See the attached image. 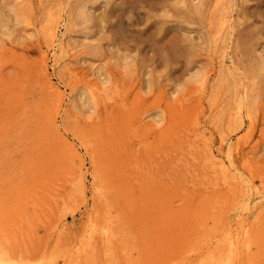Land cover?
Masks as SVG:
<instances>
[{
    "label": "rangeland",
    "instance_id": "obj_1",
    "mask_svg": "<svg viewBox=\"0 0 264 264\" xmlns=\"http://www.w3.org/2000/svg\"><path fill=\"white\" fill-rule=\"evenodd\" d=\"M0 5V248L264 264V0Z\"/></svg>",
    "mask_w": 264,
    "mask_h": 264
},
{
    "label": "bare ground",
    "instance_id": "obj_2",
    "mask_svg": "<svg viewBox=\"0 0 264 264\" xmlns=\"http://www.w3.org/2000/svg\"><path fill=\"white\" fill-rule=\"evenodd\" d=\"M109 1H110V0H109ZM121 1H122V0H121ZM107 2H108V1H107ZM201 2H203V1H201ZM122 4H123V3H122ZM182 4H183V3H182ZM1 5H2V4H1ZM1 5H0V6H1ZM123 7H124V6H123ZM181 7H182V6H181ZM0 8H1V7H0ZM176 8H178V7H176ZM1 9H2V8H1ZM55 9H58V10H59V8H55ZM81 9H82V8H81ZM195 9H197V8H195ZM2 10H3V9H2ZM2 10H0V11H2ZM111 10H112V9H111ZM113 10H114V9H113ZM181 10H182V9H180V11H181ZM49 11L51 12V14L54 13V11H51V10H49ZM55 11H57V10H55ZM59 11H60V10H59ZM81 11H82V10H81ZM81 11H80V12H81ZM120 11H121V9H120ZM175 11H176V9H175ZM185 11H186V10H184V13H183L184 15L182 14L183 16H185ZM57 12H58V11H57ZM83 12H84V9H83ZM85 12H86V11H85ZM105 12H106V11H105ZM110 12H111V11H110ZM112 12H113V11H112ZM182 12H183V11H182ZM182 12H180V13H182ZM1 13H2V12H1ZM103 13H104V12H102V14H103ZM108 13H109V12H108ZM108 13H107V14H108ZM190 13H191V12H190ZM202 13H203V12H202ZM15 14H17V13L15 12ZM48 14H49V13H48ZM60 14H61V13H60ZM83 14H84V13H83ZM98 14H100V13H98ZM110 14H111V13H110ZM199 14H201V12H199ZM85 15H87V14L85 13ZM100 15H101V14H100ZM100 15H97V18H98V16H100ZM105 15H106V14H105ZM180 15H181V14H180ZM188 15H189V14H188ZM3 16H4V15H1V14H0V29L3 28V26H4L5 23H6V21H4L5 19H3ZM58 16H60V15H58ZM58 16H57V17H58ZM103 16H104V15H103ZM106 16H107V15H106ZM109 16H110V15H109ZM201 16H203V14H201ZM213 16L215 17L216 15H213ZM4 17H5V16H4ZM49 17H51L50 14H49ZM82 17H83V15H82ZM101 17H102V15H101ZM101 17H100V18H101ZM7 18H8V17H7ZM58 18H59V17H58ZM85 18H87V16H86ZM97 18H96V19H97ZM102 18H103V17H102ZM109 18H110V17H109ZM182 18H183V17H182ZM185 18H186V16H185ZM194 18H196V17H194ZM215 18H216V17H215ZM215 18H214V19H215ZM217 18H218V17H217ZM8 19H9V18H8ZM49 19H51V18H49ZM83 19H84V18H83ZM186 19H191V17L188 18V16H187ZM192 19H193V18H192ZM196 19H197V18H196ZM58 20H59V19H58ZM97 20H98V19H97ZM97 20H96V23H97ZM103 20H104V19H103ZM105 20H106V19H105ZM182 20H183V19H182ZM216 20L218 21V19H216ZM225 20H226V19H225ZM59 21H60V20H59ZM87 21H88V20H87ZM189 21H190V20H189ZM189 21H188V23H189ZM222 21H223V20H222ZM60 22H62V21H60ZM102 22H103V21H102ZM184 22H185V21H184ZM186 22H187V21H186ZM195 22H196V21H195ZM219 22H221L220 19H219ZM223 22H224V21H223ZM223 22H222V23H223ZM225 22H226V21H225ZM55 23H56V21H55ZM58 23H59V22H58ZM98 23H101V22L98 21ZM222 23H219L220 26L222 25ZM102 24L104 25L105 23L103 22ZM191 24H193V23L191 22ZM195 24H196V23H195ZM200 24H201V23H200ZM225 25H226V24H225ZM55 27H56V26H55ZM55 27H53V28H55ZM100 27H101V26H100ZM45 28H46V27H45ZM47 28H48V27H47ZM47 28H46V29H47ZM56 28H57V27H56ZM5 29H6V28H5ZM97 29H98V28H97ZM186 29H187V28H186ZM186 29L184 30V32H185V33H188L189 31L186 30ZM48 30H50V28H49ZM3 31H4V30L2 29V32H3ZM54 31H55V30H54ZM186 31H188V32H186ZM192 31H193V30H192ZM192 31H191V29H190V32H192ZM5 32H7V31H5ZM98 32H99V30H98ZM190 32H189V34H190ZM101 33H102V31H101ZM246 33H249V32H246ZM0 34L2 35V34H4V33H0ZM51 34H52V33H51ZM177 34H178V33H177ZM250 34H253V32L250 33ZM250 34H249V35H250ZM99 35H100V32H99ZM49 36H50V34H49ZM175 36H176V35H175ZM54 37H55V36H54ZM173 37H174V36H172V38H173ZM247 37H248V36H247ZM55 38H56V37H55ZM55 38H54V39H55ZM248 38H249V37H248ZM252 38L255 39V37H252ZM0 39H3V38L0 37ZM182 39H183V38H182ZM256 39H257V38H256ZM192 40L194 41L193 38H192ZM2 41H3V40H2ZM0 42H1V41H0ZM169 42H170V41H169ZM172 42H173V41H172ZM186 42H187V41H186ZM182 43H183V42H182ZM192 43H193V42H192ZM252 43H253V42H252ZM170 44H171V43H170ZM178 44H179V43H178ZM193 44H194V43H193ZM171 45H172V44H171ZM249 45H251V44H249ZM179 46H180V45H179ZM93 47H94V46H93ZM173 47H175V46H173ZM177 47H178V46H177ZM248 47H249V46H248ZM95 48H97V47L95 46ZM170 48H171V47H170ZM178 48H179V47H178ZM187 48H189V47H187ZM171 49H172V48H171ZM174 49H176V48H174ZM94 50H95V49H94ZM180 50H181V49H180ZM94 52H95V51H94ZM165 57H167V56H165ZM253 61H255V59H253ZM260 65H261V64H260ZM260 68H261V67H260ZM260 68H258V69H260ZM261 70H262V69H260V71H261ZM257 72H258V71H257ZM261 72H262V71H261ZM261 72H260V73H261ZM258 73H259V72H258ZM149 78H150V77H149ZM149 80H150V79H149ZM146 82H147V84L150 83V82L148 83V79H147ZM0 90H1V87H0ZM90 90H91V89H90ZM1 91H3V90H1ZM82 91H83V90H82ZM82 91H81L80 93H83ZM86 92H88V88H87V90H85V93H86ZM89 93H91V92L89 91ZM77 94H78V93H77ZM77 94H76V95H77ZM91 94H92V93H91ZM93 94H94V93H93ZM93 94H92V95H93ZM81 95H82V94H81ZM92 95H91V96L89 95V96L92 97ZM79 96H80V95H79ZM94 96H96V95L94 94ZM94 98H95V97H94ZM95 101H96V100H95ZM92 102H93V101H92ZM95 103H97V101H96ZM112 121H113V119H112ZM104 122H105V121H104ZM108 122H110V119L106 120V122H105V123H107V125H104V126H107V128H108V126H109V124H110V123L108 124ZM101 124H102V123H101ZM84 127H86V126H84ZM98 127H99V125H98ZM87 128H88V127H87ZM94 128L97 129L98 131L100 130V129L97 128L96 126H95ZM92 129H93V128H92ZM90 130H91V129H90ZM90 130H89V131H90ZM101 131H102V130H101ZM92 132H94V130H93ZM229 155H230V153H229ZM229 157H230V156H229ZM223 158H224V157H223ZM226 158H227V156H226ZM227 160H229V159L227 158L226 161H227ZM230 161H231V160H230ZM230 161H229V162H230ZM222 162H223V161H222ZM220 163H221V161H220ZM231 163H232V161H231ZM231 163H230V164H231ZM226 165H228V164H227V163H226V164L224 163V167L227 168ZM221 166H222V163H221ZM229 167H230V166H229ZM233 167H234V166H233ZM226 168H224L223 170H227ZM230 168H231V167H230ZM236 169H237V168H236ZM228 170H229V168H228ZM232 170H233V169H232ZM242 182H243V181H242ZM244 183H245V182H244ZM245 186H246V188L249 187L248 184H245ZM246 188H245V189H246ZM81 191H82V189H81ZM244 191H246V190H244ZM248 192H249V191H248ZM260 192H261V191H260ZM261 193H262V192H261ZM261 193H260V194H261ZM243 194H244V193H243ZM248 195H249V194H248ZM247 197H248V196H247ZM263 198H264V197H263ZM263 198H261V199H263ZM242 200H244V199L242 198ZM249 200H250V198H249ZM242 202H243V201H242ZM242 202H241V204H243ZM245 202H248V201L246 200ZM244 204H245V203H244ZM246 204H247V203H246ZM243 206H244V205H243ZM245 206H246V205H245ZM245 206H244V208H245ZM251 206H252L251 208H253V205H251ZM251 208H250V211H251ZM241 210H242V209H241ZM247 212H248V211H247ZM239 223H240V222H239ZM243 225H244V224H243ZM228 227H229V226H228ZM238 227H240V225H238ZM240 228H241V227H240ZM93 229H94V228H93ZM96 229L99 230V232H101L102 234H107V231H108V228H107L106 226L96 227ZM241 229H243V228H241ZM227 230H228V229H227ZM238 230H239V229H238ZM238 230H237V229L235 230V233H234L235 235H236V234H239V233H236V231H238ZM229 231H230V230H229ZM244 231H245V230H244ZM244 231H243V232H244ZM62 232H63V231H62ZM224 232H226V230H225ZM101 233H100V234H101ZM227 233H229V232H227ZM230 233H231V232H230ZM241 233H242V232H241ZM89 234H90L89 237H91L92 234H91L90 232H89ZM89 234H88V235H89ZM224 235H227L226 237L223 236V238H225V240L228 241V242H226V243H228V244H225V243H224L225 245H227L226 247H228V248H227L228 251H229V252L227 253L228 256H225V255H224V256H225V259H224V256H222L223 258H221V256L218 257V255H219V254H218V255H217L218 258H217V257H214V258L218 259V260L215 259L216 262H212V263L209 262V263H207V262L205 261V262H206V263H205V262L203 261V264H204V263H205V264H228V261L231 260L230 258H231L232 256H235V255H233V252H234V245H233V244L236 243V242L234 243V240H235V239L232 238V237H230V236H228V234H224ZM229 235H230V234H229ZM231 235H232V234H231ZM235 235H234V236H235ZM105 236H107V238H108L109 234H107V235H105ZM234 236H233V237H234ZM239 236H240V238L243 237V236H241V235H239ZM236 237H237V236H236ZM87 239H88V238H87ZM87 239H86V240H87ZM236 239H237V238H236ZM89 241H91L90 238H89ZM235 241H236V240H235ZM238 241H239V240H238ZM244 241H247V240L244 239ZM239 242H241V240H240ZM245 243H246V242H245ZM248 243H249V242H248ZM248 243H247V245H245V246H248ZM237 244H239V243H237ZM242 244H244V242H243ZM245 246H244V247H245ZM248 247H249V246H248ZM248 247H246V248H248ZM222 249H223V248H222ZM239 249H240V248H239ZM6 250H8V249H5V250H4V247H3V246L0 248V264H34V263L31 262V261L20 262L19 259H17V257H15V255H12L9 251H6ZM224 251H226V250L224 249ZM235 251H236V250H235ZM224 254H225V253H224ZM235 254H237V253H235ZM231 255H232V256H231ZM211 258H213V255L211 256ZM214 258H213V259H214ZM219 258H221L222 261H220ZM226 258H227V259H226ZM50 260H52V259H49V261H50ZM208 261H209V259H208ZM210 261H212V260H210ZM217 261H220V263L217 262ZM200 262H201V263H200ZM200 262H198L197 264H199V263L202 264V261H200ZM230 262H231V261H230ZM46 263H47V262H46ZM48 263H49V262H48ZM194 264H196V263H194ZM229 264H230V263H229Z\"/></svg>",
    "mask_w": 264,
    "mask_h": 264
}]
</instances>
